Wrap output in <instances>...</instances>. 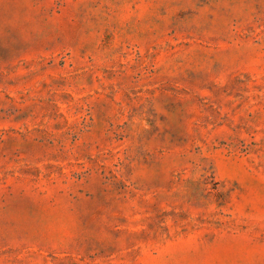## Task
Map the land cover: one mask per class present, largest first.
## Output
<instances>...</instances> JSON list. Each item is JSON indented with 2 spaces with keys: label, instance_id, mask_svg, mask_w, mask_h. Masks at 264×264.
<instances>
[{
  "label": "rangeland",
  "instance_id": "1",
  "mask_svg": "<svg viewBox=\"0 0 264 264\" xmlns=\"http://www.w3.org/2000/svg\"><path fill=\"white\" fill-rule=\"evenodd\" d=\"M0 264H264V0H0Z\"/></svg>",
  "mask_w": 264,
  "mask_h": 264
}]
</instances>
